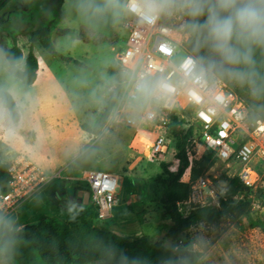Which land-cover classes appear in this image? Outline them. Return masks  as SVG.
<instances>
[{
  "label": "rangeland",
  "instance_id": "rangeland-1",
  "mask_svg": "<svg viewBox=\"0 0 264 264\" xmlns=\"http://www.w3.org/2000/svg\"><path fill=\"white\" fill-rule=\"evenodd\" d=\"M76 4L77 0H65L60 13L56 0H8L0 5V50L5 54L15 42L26 54L33 32L53 23L52 43L56 50L79 62L53 57L37 43L39 71L34 85L25 90L20 79L9 81L0 72V86L17 85L14 99L20 115L18 123L11 118L0 130V161L8 164L25 155L48 175L55 174L59 179L57 190L45 187L5 222L11 225V230H20L39 213L72 218L76 208L92 206L87 201L89 197L86 198L88 186L80 180L82 173L107 171L121 179L119 205L107 227L129 240L147 237L171 247L175 244L167 238L171 221L163 217L164 207L146 182L163 172V162L169 163L171 170H177L173 135L168 129L155 128L152 124L139 130L115 124L109 133L101 134L109 120L104 122L102 116L115 82L109 69L117 63L123 47L124 15L89 24L79 15ZM187 20L188 17L181 16L165 19L181 31L182 36L177 38L186 49L190 40L183 26ZM82 28L94 30L106 41L81 39L78 33ZM179 111L180 118L186 120L184 130L192 124L199 128L193 109H187V113ZM260 111L252 115L248 109L251 123L262 119L264 109ZM136 114L128 110L124 117ZM160 133L171 140V151L152 162L145 158L140 138L152 142ZM203 154L201 151L194 157L190 155V159L195 162ZM238 169L237 161L218 160L206 173L221 186L225 184L223 177L237 176ZM256 169L261 181L257 190L244 194L250 202L245 214L233 213L213 224L200 222L181 236L182 245L178 248L189 253L188 264H264V162ZM190 175L188 169L183 180ZM80 191H84L81 197ZM137 198V202L130 203ZM143 210L145 222L141 224L138 216ZM0 264H10L5 252L0 253Z\"/></svg>",
  "mask_w": 264,
  "mask_h": 264
},
{
  "label": "trees",
  "instance_id": "trees-1",
  "mask_svg": "<svg viewBox=\"0 0 264 264\" xmlns=\"http://www.w3.org/2000/svg\"><path fill=\"white\" fill-rule=\"evenodd\" d=\"M5 1L2 0L0 5ZM65 0H56L60 13ZM54 24L33 32L28 44L27 53L18 43L7 50L6 55L12 60L20 61L22 71L14 73L21 80L24 89L34 85L38 78L39 59L35 53V45L39 43L53 57H60L66 62L79 63L60 54L52 43ZM78 36L88 42L103 43L106 39L99 33L88 28H82ZM190 40V38H189ZM187 49L193 56L203 55V50L197 53L190 40ZM122 48V47H121ZM120 48V49H121ZM259 59V53L257 54ZM120 67L117 63L111 65L109 71L116 76ZM264 71V69H261ZM230 91L236 93L252 112L254 102L247 87H240L232 82L224 81ZM121 89L111 90L108 94L103 121H107ZM11 118L19 122V112L16 100L5 93ZM184 110L183 112H186ZM260 113V109H255ZM264 119V114L261 116ZM168 130L174 139L173 158L178 163L177 170H171L169 163L161 164L162 173L147 180L159 202L164 207L163 217L171 221L167 238L175 244L167 247L161 241H152L142 237L129 240L113 232L107 221H101L95 208L75 209L72 218L54 213H39L35 220L25 224L20 230H11L10 250L5 252L10 264H188L189 253L181 250V236L200 222L216 223L233 213L245 214L250 208L248 193L237 176H224L226 197L220 199V207L206 206L190 211L184 215L179 211L178 203L188 198L190 185L182 179L188 169H191V179H196L208 172L218 159L206 151L200 160L190 159L189 139L195 134V125L183 129L186 120L180 118L179 110L170 113ZM192 165V166H191ZM59 179H53L48 186L57 190ZM9 175L0 167V192H8ZM132 208V207H131ZM146 211L139 213V222L144 224ZM1 221V220H0ZM2 232V230H0ZM5 237L0 235V246L4 245ZM127 258V259H125Z\"/></svg>",
  "mask_w": 264,
  "mask_h": 264
},
{
  "label": "built area",
  "instance_id": "built-area-1",
  "mask_svg": "<svg viewBox=\"0 0 264 264\" xmlns=\"http://www.w3.org/2000/svg\"><path fill=\"white\" fill-rule=\"evenodd\" d=\"M122 26L123 47L117 55L120 70L111 88L112 91L117 88L121 90L101 134L109 133V129L115 124H124L135 130L152 124L155 128L166 131L173 110L193 109L200 126L195 127V134L188 141L190 155L194 157L201 151L203 153L210 151L219 161L228 163L237 161L239 169L236 174L240 182L249 191L257 190L261 180L256 166L264 162V120L257 118L251 123L249 114L245 115L248 113L245 102L229 90L226 82L221 85L225 96L223 106L215 114L209 112L203 102L197 105L177 93L166 105L150 112H137L135 116L124 117L128 110H133L122 76L125 67H151L157 74L163 70L164 75L172 77L176 65L183 58L193 55L177 38L178 35L182 36L181 31L167 23L165 19L148 24L138 13L130 11L123 16ZM140 142L145 158L152 162L171 151V140L161 133L152 142L145 137H141ZM7 165L9 191L0 192L1 221H6L18 213L29 200L56 179L55 174L48 175L25 155L18 156ZM80 180L88 186L91 203L97 211L99 220L111 219L118 203L120 188L118 176L106 171L88 170L82 173ZM186 182L190 185L189 196L178 203L179 211L184 215L206 206L219 208L220 199L226 197L225 184L218 186L215 178H211L207 173L196 179H191L190 175Z\"/></svg>",
  "mask_w": 264,
  "mask_h": 264
},
{
  "label": "clouds",
  "instance_id": "clouds-1",
  "mask_svg": "<svg viewBox=\"0 0 264 264\" xmlns=\"http://www.w3.org/2000/svg\"><path fill=\"white\" fill-rule=\"evenodd\" d=\"M76 8L89 24L108 17L118 19L130 11L148 24L188 17L183 29L195 51L203 50V55L183 58L172 77L164 75L163 70L157 74L151 67H125L122 76L134 112H150L179 93L197 105L203 102L215 114L225 100L221 90L224 81L247 87L256 102L252 115L255 109H264V0H77ZM20 71L21 62L0 50V72L11 81ZM5 93L15 98L17 85L0 86V130L11 121ZM0 230L6 238L0 246L3 253L10 250L11 225L0 221Z\"/></svg>",
  "mask_w": 264,
  "mask_h": 264
},
{
  "label": "crops",
  "instance_id": "crops-1",
  "mask_svg": "<svg viewBox=\"0 0 264 264\" xmlns=\"http://www.w3.org/2000/svg\"><path fill=\"white\" fill-rule=\"evenodd\" d=\"M38 79V78H37ZM36 83V82H35ZM118 89V88H117ZM30 159V158H29ZM34 162V161H33ZM107 172V171H106ZM113 174V173H112ZM114 175H116V174H114ZM116 176H118V175H116ZM118 178H119V182H120V188H121V179H120V177L118 176ZM183 180V179H182ZM188 180V179H187ZM187 180H183L184 182H186ZM49 187V186H48ZM88 190V189H87ZM86 198H87V196H86ZM90 201L91 202V198H90V196H89V198L87 199V201ZM138 201V198L136 199V200H134V201H132V202H130V203H135V202H137ZM130 203H126V205L127 204H130ZM92 204V203H91ZM118 205H119V199H118V203H117V206L115 207V209L118 207ZM91 207H93V208H95L93 205L91 206ZM115 209H114V211H115ZM114 211H113V214H112V219H113V215H114Z\"/></svg>",
  "mask_w": 264,
  "mask_h": 264
},
{
  "label": "water",
  "instance_id": "water-1",
  "mask_svg": "<svg viewBox=\"0 0 264 264\" xmlns=\"http://www.w3.org/2000/svg\"><path fill=\"white\" fill-rule=\"evenodd\" d=\"M0 167L1 168H3V169H5V170H7L8 169V165L7 164H5L4 162H2V161H0ZM84 195V191H80L79 193H78V196L79 197H81V196H83ZM86 196L87 197H89L90 196V194H88V193H86ZM78 202H80V200L78 199ZM78 208H80V206H78Z\"/></svg>",
  "mask_w": 264,
  "mask_h": 264
},
{
  "label": "flooded vegetation",
  "instance_id": "flooded-vegetation-1",
  "mask_svg": "<svg viewBox=\"0 0 264 264\" xmlns=\"http://www.w3.org/2000/svg\"><path fill=\"white\" fill-rule=\"evenodd\" d=\"M86 193L90 194L89 190H86Z\"/></svg>",
  "mask_w": 264,
  "mask_h": 264
}]
</instances>
